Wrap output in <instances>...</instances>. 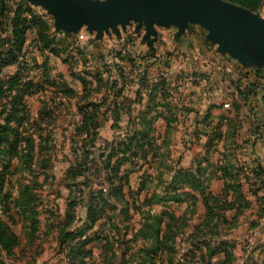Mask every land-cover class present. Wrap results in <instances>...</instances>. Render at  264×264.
<instances>
[{
  "label": "rangeland",
  "instance_id": "1",
  "mask_svg": "<svg viewBox=\"0 0 264 264\" xmlns=\"http://www.w3.org/2000/svg\"><path fill=\"white\" fill-rule=\"evenodd\" d=\"M227 1L264 18V0ZM128 25L102 37L85 26L66 31L30 0H0V264H220L229 241L237 253L229 264H243L247 255L264 260V195L251 192L244 170L240 182L251 207L207 212L204 196L182 175L198 167L206 137L193 129L192 115L165 107L177 96L193 107L188 99L199 89L169 86L175 75L184 81L183 71H195L197 80L217 66L237 88L240 73L226 67L235 64L232 54L224 52L219 61L206 57L201 44L190 49L180 43L176 50L179 28L156 26L168 38L159 50H169L174 65L151 68L159 75L152 94L161 107L143 114L151 105L142 106L139 96L149 90L139 89L132 75L123 84L119 63L109 72L91 60L97 44L118 49L124 37H135L138 23ZM187 36L184 43L192 38ZM135 72L137 78L144 74ZM122 84L130 99L118 114L113 99L102 97L114 96ZM86 96L100 107L91 128L82 130ZM8 113L16 115L10 124ZM241 125L236 123L231 160L250 162L249 171L264 155L255 134ZM220 157V151L213 155Z\"/></svg>",
  "mask_w": 264,
  "mask_h": 264
},
{
  "label": "crops",
  "instance_id": "2",
  "mask_svg": "<svg viewBox=\"0 0 264 264\" xmlns=\"http://www.w3.org/2000/svg\"><path fill=\"white\" fill-rule=\"evenodd\" d=\"M198 25L199 24L197 23H190L189 29L183 34L177 29V32H174L173 42L176 44H174L173 47L177 50L179 49L178 47H180L178 45L182 43L185 44L186 47L190 46L191 49L193 45L196 46L201 44L199 48L203 50L202 53H204L205 56L208 55L206 57H217V60L220 61L224 51H222L217 44L213 43L209 39L208 31L203 27L201 29L197 28ZM128 27L129 25L126 30ZM164 28L169 27L167 26ZM133 30L134 32L132 33L135 37H124L123 40L120 41L124 42L121 48H118L119 50L117 48L110 49L107 44H97V46H95L96 48L92 49L93 53L91 60L93 62V66L98 67V65H104L108 67V70L106 71L110 72L114 66L119 63V67L124 68L126 76L132 75L136 77V85L139 89L143 87V89L146 88V90H149L142 91V93H140L139 100L142 103V106L156 105L161 107L158 102H156L157 94H152V92L158 90L156 86L158 82L156 80L153 81L152 79L159 75L152 72L151 68L162 65L164 61H166L165 63H167L170 67L174 65L172 53L169 50L164 53L159 50L160 42L162 41L163 43V41H166L168 38L162 36L160 34L161 30L157 28L158 37L152 42V44H149L148 39H145L146 30L144 27L137 28V26H134ZM187 35H190L192 38L184 43L186 38L183 37H188ZM228 59H231L238 67L234 66L235 64L233 65V63L227 64V66L232 65L231 67L237 68H235V71L241 72L240 76L235 79H239L236 82V86L243 80L244 83H246L245 85L249 86L250 90H252V93L248 96H243L231 82L227 81L226 78H223L220 73L216 71L217 66H211L213 68L210 69L208 75L203 76V78L202 76L201 78L195 76L194 78H197V80L193 79L192 76L196 75L195 71L188 73L187 71H183L184 74L186 72V77L183 82H177V75H175L169 82V86L173 87H175L176 84L179 86L184 85L185 87H190L191 85L193 88L199 89V91L196 90L197 92L193 94L191 93L189 96L188 100L192 99L191 102L193 103V107L189 106L187 102H183L185 98L184 96V98L177 96L176 98H173V102H171V106L174 111H181V113L192 115L191 119L194 120L192 123L193 129H195L198 133L202 132L206 137V142L202 145L206 151L205 155L198 158L197 165L193 163L198 167L196 168L191 166L187 168L188 170L193 171V173L197 175L198 179L202 180L200 187L196 188L194 185L191 187L194 188V193H197L200 196H203V191H205V193L221 194L226 188V183H229L230 180H232L231 178H237L240 182V178L244 175L245 170L247 172L245 178L248 183L251 184V187H253L251 192L254 191L255 194L262 193L260 195L262 196L264 195V185H262L260 179L261 177L264 178V176H261L259 179L254 174L253 170H256L259 165L264 167V157H253L254 164L251 167V170L247 171V169H250L248 166L250 162L241 161L238 164H234L232 163V155L230 152L236 150L237 134H235V127L238 122L244 125H241L240 127H245L247 130L251 129V132L255 134L254 139L257 144V152L264 155V62L260 59L257 64L244 65L239 63L232 56ZM100 62H102V64ZM212 65L215 64L212 63ZM143 67L145 70H143ZM136 70L141 72L143 71V76H146L145 81L141 79L143 76L137 78L135 75ZM212 71L214 72L211 75ZM96 72L99 73L100 71ZM137 75H139L138 72ZM125 79L128 80L129 78L126 77ZM142 83H145L147 87L142 86ZM224 88L226 91L228 90V92L224 90L226 92L225 96H227L225 101L223 99L224 95H221L220 93ZM139 89L135 91L138 93ZM122 95H124L121 96L122 98L129 101L130 98L124 93V90ZM102 98H104V96ZM226 103H229V106H225ZM253 133L251 134L253 135ZM223 148H226L228 151L223 152ZM218 151H220L221 157L214 160L213 155L218 153ZM234 165L237 166L232 169ZM212 168L213 170H210ZM208 179L214 181L216 180L215 183H218V187H214L215 183L213 182H206ZM241 185V191L246 195L245 204L246 209H248L251 207L253 202L249 200L245 186L243 184ZM254 186L257 188H254ZM233 242L234 241H229L230 245H232L229 249L232 251L234 261L237 257V253L234 250L235 246H233ZM243 264H264V260H259L255 256L247 255Z\"/></svg>",
  "mask_w": 264,
  "mask_h": 264
},
{
  "label": "water",
  "instance_id": "3",
  "mask_svg": "<svg viewBox=\"0 0 264 264\" xmlns=\"http://www.w3.org/2000/svg\"><path fill=\"white\" fill-rule=\"evenodd\" d=\"M56 19L58 28L98 32L125 29L131 21L144 26L145 39L158 37L156 26L176 25L181 32L197 23L209 39L244 65L264 62V18L227 0H30ZM246 39L245 44L243 38ZM246 47V50H245ZM253 52L248 51L249 48ZM248 49V50H247Z\"/></svg>",
  "mask_w": 264,
  "mask_h": 264
},
{
  "label": "trees",
  "instance_id": "4",
  "mask_svg": "<svg viewBox=\"0 0 264 264\" xmlns=\"http://www.w3.org/2000/svg\"><path fill=\"white\" fill-rule=\"evenodd\" d=\"M120 70V74L122 75L121 77H123V84L125 81V78L127 77L125 75V71L123 67H119ZM98 74V72L96 73ZM143 81H145L146 76H143L141 78ZM142 86L147 87V85L145 83H142ZM249 94H251L252 90H250L249 86ZM123 90L124 87L122 86L120 89H118L117 93L113 96L110 93H108V95L103 98L102 100H105L106 103H109V99H113V112L114 113H122V111L128 109L125 108L124 105H126V103L128 102V100H126L125 98H122L121 96L123 94ZM241 93V92H240ZM84 99H87L88 102L85 106L81 107V113L83 116V129H90L91 128V121L94 118L95 113L98 112V108L100 107V104L97 102H92L93 100L91 99V97L86 96ZM103 103V102H101ZM108 105V104H107ZM166 108L172 109L171 103L166 104L165 105ZM156 105L155 106H151L147 111H145L143 114H149L151 113L153 110H155ZM17 109V106L15 107V111ZM108 109L110 110V106H108ZM174 111V110H173ZM175 112V111H174ZM162 113V112H161ZM16 115L14 113H8V123L10 124V122H12L13 120H15ZM8 124L5 127L6 129L8 128ZM94 135H96V132L93 133V137ZM137 137V134L133 135V138ZM110 162V157L109 160ZM114 171H116L117 169H113ZM181 171V170H180ZM254 174L260 179L261 176H264V167L262 165H259L257 167V169L253 170ZM117 173V171L115 172ZM114 173V174H115ZM182 175L184 177V179H186L189 182H192L194 184V186H196V188L200 187V183L202 180L198 179L197 175L193 173V171L191 170H182ZM232 180H230V182L226 183V188L224 189L223 193L221 194H213V193H205V191H203V196H204V202H205V208L207 210V212H212L215 209H223L222 211H228L229 209H233L235 211H237V213H240L242 211H244L246 209V195L241 191L242 185L241 183L237 180V178H231ZM261 183L262 185H264V178L261 177ZM3 185V182H2ZM236 188V189H235ZM1 190V187H0ZM223 244V243H222ZM225 245V244H223ZM226 246V245H225ZM223 251L224 253V260L220 263V264H229L233 261L234 256L232 254V252L229 251V249H224V250H220Z\"/></svg>",
  "mask_w": 264,
  "mask_h": 264
},
{
  "label": "built area",
  "instance_id": "5",
  "mask_svg": "<svg viewBox=\"0 0 264 264\" xmlns=\"http://www.w3.org/2000/svg\"><path fill=\"white\" fill-rule=\"evenodd\" d=\"M83 38H84V35H80V39H83ZM227 70L235 71L234 67H231V66H227ZM239 73H241V72H239ZM237 90L239 92H241V94L243 96H248L249 95V89H248V86H246V85L238 83L237 84ZM263 95H264V92H263ZM225 106H229V103H226Z\"/></svg>",
  "mask_w": 264,
  "mask_h": 264
}]
</instances>
